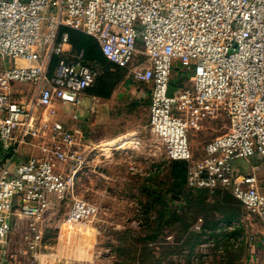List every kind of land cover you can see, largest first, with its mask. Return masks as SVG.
Here are the masks:
<instances>
[{"label": "built area", "instance_id": "1", "mask_svg": "<svg viewBox=\"0 0 264 264\" xmlns=\"http://www.w3.org/2000/svg\"><path fill=\"white\" fill-rule=\"evenodd\" d=\"M66 29L93 37L148 86L149 127L169 160L187 163L189 187L227 189L264 224L257 166L237 164L264 157V0H0V56L12 61L0 65V264L53 256L47 229L67 202V228L90 222L98 209L79 197L80 175L116 150L58 118L104 73ZM176 72L190 73L192 88L178 86ZM219 114L227 131L195 159L188 129Z\"/></svg>", "mask_w": 264, "mask_h": 264}, {"label": "rangeland", "instance_id": "2", "mask_svg": "<svg viewBox=\"0 0 264 264\" xmlns=\"http://www.w3.org/2000/svg\"><path fill=\"white\" fill-rule=\"evenodd\" d=\"M72 31L75 44L84 40L89 58L104 72L85 92L77 110L83 129L94 143L109 141L108 146L129 149L109 151L100 156L97 166L88 162L78 193L95 204L98 213L83 230L67 228L70 202L61 206L47 229L48 251L54 254L41 264H264V224L259 216L227 189L189 187L187 164L169 160L149 127L148 86L134 84L127 70L106 60L93 37ZM4 61L3 65L12 64ZM173 79L178 86H193L190 73L176 72ZM14 86L20 91L28 84ZM62 111L71 113L75 106L64 104ZM202 123L199 130L187 131L195 159L204 155L208 141L229 127L224 114ZM132 137L138 146L134 147ZM91 156L87 154L88 161ZM237 164L245 172L257 166L256 175L264 186V157L240 159Z\"/></svg>", "mask_w": 264, "mask_h": 264}, {"label": "crops", "instance_id": "3", "mask_svg": "<svg viewBox=\"0 0 264 264\" xmlns=\"http://www.w3.org/2000/svg\"><path fill=\"white\" fill-rule=\"evenodd\" d=\"M5 58H3L2 56H0V65H3V63H5ZM134 83V82H133ZM134 84H136V83H134ZM27 88V87H26ZM84 97V96H83ZM82 97V98H83ZM150 99V98H149ZM81 101H82V99H81ZM81 107V102H80V104L79 105H77V106H75V111H73V112H71V113H68V114H65L63 111H62V108H63V105L62 106H60L59 107V110H58V118L61 120V121H63L65 124H67V125H69V126H75V125H77V126H80V127H83V125H82V123H81V121H82V119L80 118V115H78L77 114V110H78V108H80ZM85 127V126H84ZM124 136V135H123ZM122 137V136H121ZM119 138H117V140H118ZM132 139H133V145H135L134 147H136V146H138L139 144V141L137 140V138H135V137H132ZM117 140H110V141H115L116 143H118L117 142ZM120 141H124V142H126V140L124 139V138H121V140ZM119 141V142H120ZM96 144H99L100 142H95ZM104 143V142H103ZM160 143V142H159ZM125 144V143H124ZM121 145V144H120ZM132 145V144H131ZM131 145H129L128 147H130ZM116 147H120V146H117V145H115ZM115 146H111V149L112 148H114ZM108 148V147H107ZM118 149H124V150H126L127 149V152H128V149L129 148H118ZM117 148H116V150H118ZM115 151V150H114ZM103 153V152H102ZM102 153H99L98 155H96L95 156V161H94V163L92 164V165H98V163H99V161H101L102 160V158H100V156H103L102 155ZM107 153L108 152H104V155H107ZM105 159H108V157L107 158H105Z\"/></svg>", "mask_w": 264, "mask_h": 264}, {"label": "trees", "instance_id": "4", "mask_svg": "<svg viewBox=\"0 0 264 264\" xmlns=\"http://www.w3.org/2000/svg\"><path fill=\"white\" fill-rule=\"evenodd\" d=\"M67 31H69V34H70V41H71V43H72V45H73V48L75 49V50H78V49H84L85 50V52H86V56H87V58L90 60V61H92V59H90L89 58V55H88V52H87V50H86V48L84 47V44H85V41L83 40L82 42L81 41H79V46L78 45H76L75 44V41H74V39H73V34H72V29H66ZM83 34H85V33H83ZM87 34H85L84 35V37H87V36H89V35H87ZM91 37V36H90ZM95 40V39H94ZM95 42L97 43V41L95 40ZM98 44V43H97ZM98 47H99V44H98ZM99 52H100V54L103 56V54H102V52H101V50H100V47H99ZM104 57V56H103ZM105 58V57H104ZM106 59V58H105ZM107 60V59H106ZM56 62H57V59L55 58L54 60H53V66L56 64ZM126 70V69H125ZM103 76V75H102ZM101 76V77H102ZM100 77V78H101ZM99 78V79H100ZM91 88V87H90ZM89 88V89H90ZM176 162H180V163H186V162H184V161H176ZM187 164V163H186ZM186 172H187V165H186V167H185V169H184V174H185V179H186Z\"/></svg>", "mask_w": 264, "mask_h": 264}, {"label": "bare ground", "instance_id": "5", "mask_svg": "<svg viewBox=\"0 0 264 264\" xmlns=\"http://www.w3.org/2000/svg\"><path fill=\"white\" fill-rule=\"evenodd\" d=\"M87 227V226H86ZM83 228H84V226L83 227H81L80 228V230H83ZM70 233H74V232H70ZM82 233V232H81ZM71 237V239H72V236H70ZM73 239H75V238H73ZM77 239V238H76Z\"/></svg>", "mask_w": 264, "mask_h": 264}, {"label": "water", "instance_id": "6", "mask_svg": "<svg viewBox=\"0 0 264 264\" xmlns=\"http://www.w3.org/2000/svg\"><path fill=\"white\" fill-rule=\"evenodd\" d=\"M173 89H174V87H173V86H171V87H170V90H173Z\"/></svg>", "mask_w": 264, "mask_h": 264}]
</instances>
